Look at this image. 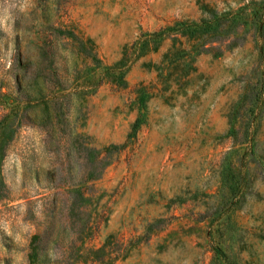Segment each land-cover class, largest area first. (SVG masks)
<instances>
[{
  "label": "rangeland",
  "instance_id": "rangeland-1",
  "mask_svg": "<svg viewBox=\"0 0 264 264\" xmlns=\"http://www.w3.org/2000/svg\"><path fill=\"white\" fill-rule=\"evenodd\" d=\"M209 10L238 33L257 10L264 36V0H0V264H29L31 245L34 264H82L108 234L133 244L110 264H264V99L252 153L225 133L264 47L250 29L176 65ZM230 160L245 172L229 192Z\"/></svg>",
  "mask_w": 264,
  "mask_h": 264
},
{
  "label": "trees",
  "instance_id": "trees-1",
  "mask_svg": "<svg viewBox=\"0 0 264 264\" xmlns=\"http://www.w3.org/2000/svg\"><path fill=\"white\" fill-rule=\"evenodd\" d=\"M211 17L209 18H200L194 24V27L189 31L190 39L187 45H182L184 49L182 52L177 53L176 55V65L183 64L187 70H192L194 67L191 65L193 60V55L200 51L211 52L214 55H217L224 48H229L233 45L239 44L242 40L247 38L245 31L253 29V31H258L255 35L250 38L253 40L254 44L259 50V57H262V49L264 47V36L261 35L260 30L263 26L262 19L260 14L257 15V10H251L249 13H245V21L247 23L241 32L235 31L234 25L237 23V20L232 16L231 11H227L225 14L216 15L212 10ZM54 31L57 33H63V36H66L71 40L74 47L82 52L84 57H91L95 59V54L87 48L86 43L88 42L87 38L82 39L81 36H76L69 29H64L61 27H53ZM206 44V45H205ZM177 52V51H176ZM184 52V53H183ZM175 60V57L171 58ZM11 60L13 62L20 63V51L17 43L13 48V55ZM186 70V71H187ZM119 76V75H118ZM15 80H18V75L14 74ZM55 85L62 86L59 79H56ZM135 101L137 103V114L133 121L131 122L132 132L138 127L140 122L143 119L144 115V100L147 93L142 91L141 88L136 90ZM135 91V92H136ZM264 99V60L262 61V67L259 75L253 82L245 81L243 90L237 95V98L231 103L230 108L227 112V129L226 134L231 136L233 141L238 143H243V149L252 153V148H247L251 146L255 141L254 139V128L255 125L259 122L258 113L261 111L262 102ZM258 118V122H257ZM107 147V146H106ZM244 153V152H243ZM238 155H235L237 157ZM233 160L226 161L221 165L220 177H219V186H226L227 190L234 191L236 183V178L243 176L245 170H242L240 167H236ZM236 164V163H235ZM241 176V178H243ZM230 180L231 183L227 184L226 182ZM34 237V236H33ZM107 238L96 247H86L87 257L82 260V264H110L113 260L117 258L124 257L131 243H121L113 241L111 246L109 243V238L111 234L106 236ZM216 250H219L218 246H214ZM223 253L224 260L228 261L227 257ZM29 264H34L36 260V250L34 246H29V251L27 253ZM47 259H42V261ZM41 262V261H40Z\"/></svg>",
  "mask_w": 264,
  "mask_h": 264
}]
</instances>
